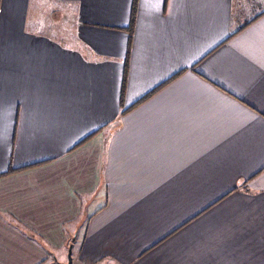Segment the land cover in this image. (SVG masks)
Returning a JSON list of instances; mask_svg holds the SVG:
<instances>
[{
  "label": "crops",
  "instance_id": "1",
  "mask_svg": "<svg viewBox=\"0 0 264 264\" xmlns=\"http://www.w3.org/2000/svg\"><path fill=\"white\" fill-rule=\"evenodd\" d=\"M70 248L264 264V0H0V264Z\"/></svg>",
  "mask_w": 264,
  "mask_h": 264
},
{
  "label": "rangeland",
  "instance_id": "2",
  "mask_svg": "<svg viewBox=\"0 0 264 264\" xmlns=\"http://www.w3.org/2000/svg\"><path fill=\"white\" fill-rule=\"evenodd\" d=\"M54 5V4H53ZM52 5V6H53ZM53 16V15H52ZM52 16H50V20L52 21ZM74 16H62L61 22H65L66 24H72L75 25V19L73 18ZM53 23H55V21H53ZM51 24V22H50ZM53 27H55V25H52ZM68 259H69V252H68ZM68 262V260H67ZM66 264V263H65Z\"/></svg>",
  "mask_w": 264,
  "mask_h": 264
},
{
  "label": "water",
  "instance_id": "3",
  "mask_svg": "<svg viewBox=\"0 0 264 264\" xmlns=\"http://www.w3.org/2000/svg\"><path fill=\"white\" fill-rule=\"evenodd\" d=\"M66 264H73V258H72V248L69 249V259Z\"/></svg>",
  "mask_w": 264,
  "mask_h": 264
},
{
  "label": "trees",
  "instance_id": "4",
  "mask_svg": "<svg viewBox=\"0 0 264 264\" xmlns=\"http://www.w3.org/2000/svg\"><path fill=\"white\" fill-rule=\"evenodd\" d=\"M133 25V21L131 22V25L130 26H132Z\"/></svg>",
  "mask_w": 264,
  "mask_h": 264
}]
</instances>
